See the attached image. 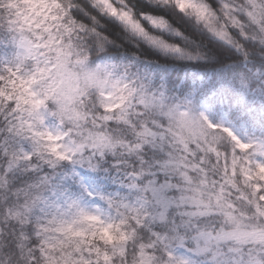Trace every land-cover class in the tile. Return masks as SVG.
I'll return each instance as SVG.
<instances>
[{
    "label": "snow or ice",
    "instance_id": "snow-or-ice-1",
    "mask_svg": "<svg viewBox=\"0 0 264 264\" xmlns=\"http://www.w3.org/2000/svg\"><path fill=\"white\" fill-rule=\"evenodd\" d=\"M90 3L102 14L119 20L156 49L190 60L200 58L157 34L174 32L183 37L165 15L141 13L143 20L155 30L150 31L136 19L134 10L125 0H118L121 7L113 0H90ZM155 3L161 6L174 4L180 12L203 23L213 35L230 44L233 41L229 32L216 25L221 17L245 39H257V32L264 36V0H221L219 8L209 0H155ZM89 15L88 7L77 0H0V30L5 33L0 38V48L10 50L0 57V100H14L16 109L24 112L27 121L32 122L29 124L22 117L16 129L18 136L35 123L44 122V109L49 101L56 105L53 116H58L61 121L65 117L76 121L82 118L80 106L92 90L98 92L101 104L109 111L114 106L113 99L118 98L122 112L123 102L136 91L127 85L121 88L122 78H115L120 64L111 58L101 63L93 60L88 38H95L96 49L101 53L105 51L108 38L85 20ZM91 19L93 24L97 20L95 16ZM248 25L255 30L251 36L246 31ZM259 42L264 44V39ZM235 46L243 51L240 45ZM240 83L247 86L243 74ZM161 88L163 90L158 95L149 94L146 86L140 89L141 105L149 110L159 109L165 121L154 120L150 126H145L138 133L141 143L130 147V151H141L146 144L161 152L166 151L168 158L158 165L160 172L148 173L154 177L162 175L164 182L153 179L141 191L151 193V207L156 210L151 214L153 223L169 222L170 211L182 204L191 206L190 211L180 213L185 217L184 221L180 224L173 222L174 235L171 237L152 232L153 239L138 243L130 260L127 245L135 240L136 232L124 230L127 216L117 223L111 217L105 218L99 208L89 211L82 199L62 191L61 185L54 183L55 177L42 175L36 183L17 189L19 203L8 207L7 214L20 225H35L36 234L43 236L45 245L56 253L51 255L41 249L48 257L47 264H115L117 253L121 264H158V257L152 251L157 248L163 251L167 264H264V222H261L264 221V139H241L230 127L215 123L204 112L194 111L191 100L185 101L187 106L166 105L167 86L162 83ZM105 92L110 93L107 98ZM119 92L126 94L117 97ZM124 118L122 115L121 119ZM48 138L52 139L53 135L48 133ZM225 143L231 145L230 150ZM96 146L108 148L115 145L100 137ZM173 149L180 155L177 156ZM0 150L10 157L7 169L0 171V188L7 185L21 166H24L25 173L38 171L31 162L41 151L40 147H36L33 153L23 149L19 153L9 152L5 146H0ZM46 150L60 160L65 159L54 146ZM193 159L195 162L190 163ZM49 163L56 167V161ZM211 164L220 166L222 185L236 192L237 198L253 210L255 217L248 215L246 209L237 214L235 203L226 201L218 193L215 197L219 203L218 211L230 230L223 227L209 230L197 225V234L189 246L182 229L192 227L193 218L208 214L197 209L206 203L204 196L208 165ZM193 171L200 173L199 181L194 179ZM173 173L180 176L183 185L168 180ZM74 174L80 175L78 172ZM81 183L83 185V180ZM129 187L137 189L139 186L132 183ZM88 195L95 194L89 191ZM108 203H113L111 198ZM147 206L145 200L141 207L132 208L137 224H144L147 216L143 209ZM20 238L25 239L26 234L22 232Z\"/></svg>",
    "mask_w": 264,
    "mask_h": 264
},
{
    "label": "clouds",
    "instance_id": "clouds-1",
    "mask_svg": "<svg viewBox=\"0 0 264 264\" xmlns=\"http://www.w3.org/2000/svg\"><path fill=\"white\" fill-rule=\"evenodd\" d=\"M77 2L86 5L90 11V15L85 17V20L108 38L103 53L96 49L95 38H88V47L93 60L96 63H101L111 58L120 64L121 67L115 74V78H122L121 88L127 85L128 88L136 91L123 102L122 112L118 98L113 99L114 106L109 111L101 104L98 92L92 90L83 99L80 106L82 118L76 121L67 117L61 121L58 116H53L52 113L56 111V105L49 101L46 109H44V122L35 123L31 129H25L23 135L19 136L16 134V129L20 126L22 117L27 121L26 114L16 109L14 100H0V146L7 147L9 152L15 151L17 153L21 149L33 153L36 147L41 148V151L33 156L31 162L32 166L38 167L37 172L25 173L24 166H21L14 172L7 185L0 188V264H47L48 257L41 249H46L51 255H56L45 245L44 237L36 234L35 225H20L7 214L8 207L19 203L16 199L17 189L36 183L42 175H48L50 178L55 177L54 183L60 184L61 190L67 191L70 196L82 199L89 211L99 208L105 218L111 217L117 223L124 216H127L128 223L124 226V230H135L136 232L135 240L127 245L130 260L133 249L138 243H147L153 239L152 232L173 236V222L182 223L185 217L181 216L180 213L191 210L190 205L185 207L182 204L170 211L169 222L160 223L157 221L153 223L151 214L155 213L156 210L151 207V193H145L141 189L153 179L159 178L161 183L164 182L162 175L154 177L148 173L150 171L159 173L158 165L168 157L166 151L161 152L153 149L151 144L144 145L141 151H130V147L134 148L137 143H141L138 133L145 126H150L154 120L165 121L159 109L149 110L140 103V89L145 86L149 94L156 93L158 95L163 90L161 88L162 82L158 78H152L151 70L155 66L146 65L142 59L138 58L141 50L150 45L133 34L119 20L102 14L99 9L93 8L90 0H77ZM113 3H117L118 7L122 6L118 0H113ZM125 3L134 10L137 20H140L150 31H155L141 16V13L153 14L147 5L155 3V0H146V3L145 0H125ZM165 9L177 15L183 14L189 19L192 26L198 28L205 37L200 43L194 44L188 40H175L168 37L166 33H157L185 48L194 57L200 58L190 60L179 55H169L178 61L204 60L209 56V48L204 47L205 41L211 49L222 51L226 59L220 66L231 65L232 68L228 75L235 74V78L226 85L228 94L223 97L221 102L240 110L242 115L253 119L258 118L264 124V44L259 42L260 39H264V36L257 32V39H245L237 29L221 17L217 20L216 25L221 30L229 32L230 39L233 41L230 44L213 35L203 23H198L190 15L180 12L174 4L165 6ZM92 16L97 18L94 24L91 19ZM165 16L172 24V20L167 15ZM245 23L247 24L246 20ZM172 26L174 27L173 24ZM113 27H115L119 40L110 31ZM246 31L251 36L255 30L248 25ZM4 35L5 33L0 30V38ZM209 37L214 39H209ZM117 43L127 50L128 54L121 56V48L116 47ZM236 44L240 45L243 51L238 50ZM5 51L10 50L0 48V57L4 55ZM245 51L247 56H245ZM241 74H243L247 86L241 85ZM125 94L119 92L117 97ZM109 95V92L104 93L106 98ZM187 100L189 99L186 98L182 90L178 93L175 82L170 81L167 84L166 105L181 104L187 106L185 104ZM198 103V100L196 104L192 103L193 110L196 112H199ZM122 115H124V119H121ZM105 117H110V119H105ZM27 122L32 123L31 121ZM48 133L53 135L52 139L48 138ZM100 137L110 140L115 146L108 148L96 146ZM49 146H54L58 153L65 156V159L60 160L55 154L47 151ZM225 147L230 150L231 145L225 143ZM73 149L78 150L74 151ZM173 151L177 156L180 155L178 150L173 149ZM9 159L10 157H6L4 152L0 150V171L7 169ZM49 161H56V167L53 168ZM194 162L193 159L190 163ZM208 167V184L204 196L206 203L197 209V211H205L208 214L193 218V226L182 229V234L189 246H192V237L197 234V225L200 228L207 227L209 230H219L221 227L230 230V226L225 224L224 216L218 211L219 203L215 199L218 193L226 201L235 203L237 214L241 209H246L248 215L255 217L253 210L237 198L236 192L230 187L222 185L220 166L211 164ZM77 172L80 174L79 176L74 174ZM192 175L197 181L201 179L199 172L193 171ZM65 177H67L66 180ZM168 180H174L183 185L180 176L175 173L170 175ZM132 183H136L139 187L137 189L130 188L129 185ZM222 186L223 191L221 192ZM89 191L95 195L89 196ZM101 195L104 197L103 199H101ZM109 198L113 201L111 205L108 203ZM145 200L148 201V206L143 209V213L147 218L141 225L136 223L132 208L141 207ZM124 205H128V207H124ZM22 232L26 234V238L23 240L20 238ZM116 235L119 236L120 234L116 233ZM109 251L112 249L110 248ZM152 251L158 257V264H167L161 249L157 248ZM196 259L203 261L206 258ZM115 264H121L118 253Z\"/></svg>",
    "mask_w": 264,
    "mask_h": 264
},
{
    "label": "trees",
    "instance_id": "trees-1",
    "mask_svg": "<svg viewBox=\"0 0 264 264\" xmlns=\"http://www.w3.org/2000/svg\"><path fill=\"white\" fill-rule=\"evenodd\" d=\"M209 2L214 7H219L217 0H209ZM147 6L154 15H167L172 20L174 28L183 33V37L175 35L174 32L166 33L168 37L178 41L188 40L194 44L205 39L204 34L198 28L193 27L183 14L177 15L166 11L165 6L156 3ZM110 31L119 40L115 27ZM209 39L214 38L209 37ZM116 47L121 48V56L128 54L127 50L123 49L119 43L116 44ZM204 47L209 48V56L204 60L178 61L169 54L151 46L142 49L138 58L142 59L146 65L155 66L153 68L157 70L158 78L160 75H164L166 84L170 81L175 82L178 93L182 90L185 94L193 95L200 104L208 107L215 123L218 124L219 119L226 118L236 126L244 125L251 136L264 139V124L258 118L253 119L242 115L240 110L221 102L223 97L228 94L226 85L235 78V74L228 75L232 68L231 65L220 66L226 59L222 51L211 49L207 41H205Z\"/></svg>",
    "mask_w": 264,
    "mask_h": 264
},
{
    "label": "rangeland",
    "instance_id": "rangeland-1",
    "mask_svg": "<svg viewBox=\"0 0 264 264\" xmlns=\"http://www.w3.org/2000/svg\"><path fill=\"white\" fill-rule=\"evenodd\" d=\"M219 6H220V3H221V0H217ZM174 15V14H173ZM157 73V70L152 68L151 70V75L154 77V78H158V75L156 74ZM163 84H166V77L164 75H160V77L158 78ZM186 98H188L189 100L192 101L193 104H196L197 100L195 99V97L193 95H190V94H185ZM198 111L199 112H204L206 115H208V117L212 120V117H211V112L209 110L208 107L198 103ZM213 121V120H212ZM218 124H222V125H225L227 127H230L231 129H233V131L243 140L247 141L248 139L252 138V139H257L255 138L254 136H251L246 127L244 125H240V126H236L234 125L233 123H231L230 121H228V119L226 118H223L222 120L219 119V122Z\"/></svg>",
    "mask_w": 264,
    "mask_h": 264
}]
</instances>
